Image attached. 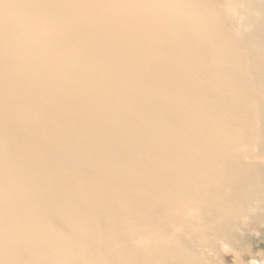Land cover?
I'll list each match as a JSON object with an SVG mask.
<instances>
[{
  "label": "bare ground",
  "instance_id": "obj_1",
  "mask_svg": "<svg viewBox=\"0 0 264 264\" xmlns=\"http://www.w3.org/2000/svg\"><path fill=\"white\" fill-rule=\"evenodd\" d=\"M259 217L264 0H0V264H214Z\"/></svg>",
  "mask_w": 264,
  "mask_h": 264
},
{
  "label": "rangeland",
  "instance_id": "obj_2",
  "mask_svg": "<svg viewBox=\"0 0 264 264\" xmlns=\"http://www.w3.org/2000/svg\"><path fill=\"white\" fill-rule=\"evenodd\" d=\"M254 257L264 261V219L260 217L243 225L233 251H220L214 256L213 263H253ZM237 258L239 259L236 261Z\"/></svg>",
  "mask_w": 264,
  "mask_h": 264
}]
</instances>
